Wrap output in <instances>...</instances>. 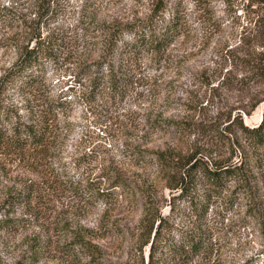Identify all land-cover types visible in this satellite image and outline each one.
<instances>
[{
    "label": "rangeland",
    "instance_id": "1",
    "mask_svg": "<svg viewBox=\"0 0 264 264\" xmlns=\"http://www.w3.org/2000/svg\"><path fill=\"white\" fill-rule=\"evenodd\" d=\"M172 3L180 35L157 53L134 45L141 32H160L161 11H151L152 0H61L54 19L41 25V33L51 30L55 39L36 61L32 87L58 102L54 129L61 142L38 171L0 153V220H6L0 223V264H147L148 245H140L146 206L163 220L153 254L157 264H264V143L252 147L235 135L231 160L244 150V180L228 181L217 195L196 173L188 195L180 197L162 186L151 158L152 150L172 146L182 152L197 146L207 162L231 156L226 135L223 141L200 127L222 120L236 105L244 109L247 91L222 76L247 73L227 49L258 5L165 0L163 16ZM29 4L0 0L7 33L29 25ZM125 22L137 29H121L104 45L111 26ZM8 43L0 46V72L14 59ZM108 75L117 77L114 87ZM19 88L8 89L9 100H21ZM261 88L250 90L260 89L261 97ZM263 109L264 98L249 115L242 113V122L255 124ZM157 116L186 130L179 136L172 123L160 131L151 121ZM30 183L34 191L27 193ZM206 196L198 217L201 210L193 204ZM80 238L91 247L76 242ZM190 238H200L193 253Z\"/></svg>",
    "mask_w": 264,
    "mask_h": 264
},
{
    "label": "trees",
    "instance_id": "2",
    "mask_svg": "<svg viewBox=\"0 0 264 264\" xmlns=\"http://www.w3.org/2000/svg\"><path fill=\"white\" fill-rule=\"evenodd\" d=\"M60 1L30 0L29 7L32 9L33 17L27 20L29 25H22L20 33L15 32L11 35L6 32L4 24L5 17L8 16L0 12V46L9 42L8 46L12 48L14 55L13 61L5 68H1L0 72V153L9 154L33 171H38L37 167L44 165L42 162L44 159L54 156L50 155V151L57 149L61 142L59 133H56L54 129L55 112L56 108L59 107L58 102L56 103L47 96H42L39 90L32 87L35 79L36 61L41 55L48 54L55 39L53 31L48 30L46 34H42L40 27L54 19L60 9L58 8ZM254 1L258 8L250 10L249 13L252 16L247 15L245 24L241 25L236 45L227 49L228 58L230 56L231 60L236 59L247 73L240 75V77L227 78L224 74L222 76L224 80L230 79V85L247 91V98L242 105L244 109L241 111L236 105L224 114L222 120L218 118L216 122L209 123L207 127H200L210 137L221 138L225 141L222 135H226L231 156L227 159L207 162V160L202 159L203 155L197 146L189 147L188 152H182L180 148L175 146V148L172 146L170 149L162 147L152 150L151 158L155 162L156 172L160 180L163 181L162 186L178 191L177 195L180 197L188 195L191 179L196 173L209 187L212 195L219 194L228 181L234 180L240 183L244 180V170L247 165L244 150L239 152V159L231 160L238 147L237 144L233 143L236 141V134L243 137L252 147H258L264 143V109L259 121L255 124L246 125L242 122V113L249 115L260 100L264 98V0ZM152 3L151 11L157 13L161 11L159 16L160 32L149 33L148 35L141 32L140 36L137 35L138 40L134 42V45L141 44L157 53L160 46L169 43L171 39L180 35V25L174 3H172V9L167 16L162 14V10L166 6L165 0H152ZM22 22L24 23V21ZM121 25H119L120 27L118 24L111 26L110 32L103 38L104 45L110 44L115 34L121 29L131 31L137 29V26L132 22H125ZM248 46L251 47L248 48ZM107 78L110 87H114L117 77L108 75ZM260 83L262 84L261 97L260 89L250 90L252 85ZM12 86L20 87L18 91L22 96L21 100H9L7 97L6 93ZM20 109H24L25 113L20 114ZM151 121L157 129L163 132H166L168 125L172 123L176 126V132L179 136L183 135V131L186 130L182 126L183 123L169 121L161 116H157ZM224 122L225 124H223ZM230 132L232 139L228 137ZM135 149L138 154L144 152L139 147H135ZM26 191L27 193L34 191L31 183L26 185ZM142 195L144 199L149 198L147 192H142ZM207 197L204 201L193 204L201 210L198 217L204 212ZM5 221L0 220V223ZM156 221L157 223L154 225ZM162 221L159 212H152L151 208L147 206L144 208L140 219L142 237L140 245H148L147 264H157L153 254L159 244L157 237L162 227ZM0 227H5V225ZM80 239L76 242L83 247H91L90 242ZM199 239H189L188 245L192 253L198 250Z\"/></svg>",
    "mask_w": 264,
    "mask_h": 264
}]
</instances>
